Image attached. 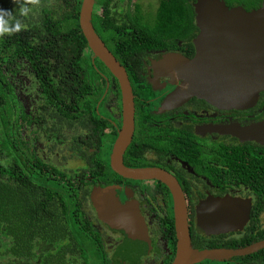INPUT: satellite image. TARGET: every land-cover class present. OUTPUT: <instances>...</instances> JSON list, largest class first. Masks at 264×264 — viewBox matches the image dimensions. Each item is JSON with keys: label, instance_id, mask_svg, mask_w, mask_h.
Returning <instances> with one entry per match:
<instances>
[{"label": "flooded vegetation", "instance_id": "obj_1", "mask_svg": "<svg viewBox=\"0 0 264 264\" xmlns=\"http://www.w3.org/2000/svg\"><path fill=\"white\" fill-rule=\"evenodd\" d=\"M155 1L96 0L94 6L96 18L126 27L119 37L97 33L126 69L134 95L122 172L113 156L124 97L109 68L89 48L81 72L86 92L78 94L77 85L72 96L44 97L26 63L28 173L48 168L46 178L64 183L58 198L64 209L71 206L70 214L52 206L61 210L56 224L28 225L26 264H174L178 211L187 218L193 249L234 252L195 264H264V91L236 106L178 96L185 80L168 59H193L200 30L196 20V30L178 37L174 30L139 29L138 2L156 11ZM97 189L106 193L95 201ZM103 206L114 217L121 209L119 218L133 222L117 229L101 217ZM53 225L57 230L44 227Z\"/></svg>", "mask_w": 264, "mask_h": 264}, {"label": "trees", "instance_id": "obj_2", "mask_svg": "<svg viewBox=\"0 0 264 264\" xmlns=\"http://www.w3.org/2000/svg\"><path fill=\"white\" fill-rule=\"evenodd\" d=\"M225 1L229 7L253 10L263 0ZM157 2L155 14L138 2L135 14L139 29L174 30L177 37L196 30L195 0ZM24 3L27 15L15 16L13 0H0V9L11 11L22 24L19 32L0 36V264H26V236L28 229L33 228L28 225L56 224L61 221V210L66 214L71 211V206L66 211L58 199L63 196L64 183L46 178L51 174L48 168H42L39 174L28 173L26 112L10 80L16 77L18 68L26 71L27 63L39 80L44 97H61V92L72 96L77 85L81 95L86 92L81 72L90 60L88 42L80 27L82 0ZM99 3L103 5L106 0ZM96 17L93 13L95 30L101 35L107 30L119 37L126 28L120 21ZM44 227L57 230L55 225Z\"/></svg>", "mask_w": 264, "mask_h": 264}, {"label": "water", "instance_id": "obj_3", "mask_svg": "<svg viewBox=\"0 0 264 264\" xmlns=\"http://www.w3.org/2000/svg\"><path fill=\"white\" fill-rule=\"evenodd\" d=\"M96 0H82L80 27L95 58L101 60L119 80L124 97V128L115 145L113 166L125 170L122 156L134 132V95L128 73L97 34L93 24ZM195 20L200 33L194 39L196 55L193 59L173 55L168 59L169 69L180 72L185 82L177 95L210 97L223 105L246 103L264 91V0L253 10L243 6L229 7L225 0H195ZM137 171L128 170L131 175ZM105 190L95 191L97 197ZM111 215L107 206L100 209L101 217L121 229L133 222ZM178 255L174 264H195L205 259L233 255L226 250L198 251L192 248L187 218L177 212Z\"/></svg>", "mask_w": 264, "mask_h": 264}, {"label": "rangeland", "instance_id": "obj_4", "mask_svg": "<svg viewBox=\"0 0 264 264\" xmlns=\"http://www.w3.org/2000/svg\"><path fill=\"white\" fill-rule=\"evenodd\" d=\"M157 2V1H155ZM145 7L146 6V2H144ZM21 7H25L26 8V3H24V0H13V9H14V15L18 16L20 15V8ZM150 11L154 12L155 11V7L152 8V6L150 7ZM18 74L15 78H13V82L10 81L14 87L15 93L17 95V100L20 103V105L24 108L25 112H26V71L23 68H18ZM14 83V84H13ZM26 130V128H25Z\"/></svg>", "mask_w": 264, "mask_h": 264}, {"label": "clouds", "instance_id": "obj_5", "mask_svg": "<svg viewBox=\"0 0 264 264\" xmlns=\"http://www.w3.org/2000/svg\"><path fill=\"white\" fill-rule=\"evenodd\" d=\"M28 3L35 2V0H27ZM28 9L25 7L20 8V15H27ZM7 17V20L5 19ZM15 20V17L12 15V12L9 10L0 9V36L4 34L11 35L14 32H19L22 28V24L15 20L14 26H10L12 21Z\"/></svg>", "mask_w": 264, "mask_h": 264}]
</instances>
